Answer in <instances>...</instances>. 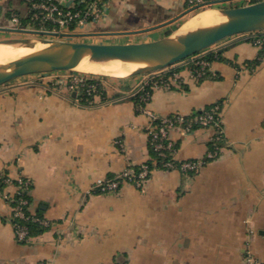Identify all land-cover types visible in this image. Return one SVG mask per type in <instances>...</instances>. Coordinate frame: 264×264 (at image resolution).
I'll return each instance as SVG.
<instances>
[{
  "label": "crops",
  "instance_id": "1",
  "mask_svg": "<svg viewBox=\"0 0 264 264\" xmlns=\"http://www.w3.org/2000/svg\"><path fill=\"white\" fill-rule=\"evenodd\" d=\"M31 1L0 0V36L16 30L11 14L22 28L27 24ZM56 1L73 6L81 0ZM185 4L105 0L100 18L78 27L82 37L63 40L158 39L176 31ZM250 37L236 34L203 52L220 54L209 61L215 77L195 78L186 62L107 76L106 98L87 103L72 90L54 88L53 76L28 74L0 85V173L22 178L29 210L49 221L27 241L17 240L3 197L17 186L0 188V264H243L245 249L264 262V49ZM159 71L176 72L181 83L146 85L149 99L138 105L135 94ZM216 102L224 137L216 158L199 171L156 169L140 187L95 192L102 178L149 158L145 111L190 114ZM212 135L207 127L172 130L175 159L203 158Z\"/></svg>",
  "mask_w": 264,
  "mask_h": 264
},
{
  "label": "built area",
  "instance_id": "2",
  "mask_svg": "<svg viewBox=\"0 0 264 264\" xmlns=\"http://www.w3.org/2000/svg\"><path fill=\"white\" fill-rule=\"evenodd\" d=\"M105 0H81L74 6H67L59 3L56 0H32L29 4V19L39 21L42 28L47 29V23L51 26H67L74 22H81L90 19H98L102 13L103 4ZM235 5L237 0H230ZM239 3L249 4L259 0H238ZM84 3L81 6L79 3ZM208 0H186L187 6H196L207 3ZM14 25L20 23V19L16 14H11L10 17ZM247 33L251 34V42L254 45H258L264 49V30L251 31ZM193 64L197 67L190 68L192 76L199 78L207 70H209L210 62L205 58H196L192 60ZM210 71V70H209ZM45 76H53L54 80L51 82L52 85L59 86L58 88L65 87L69 90L74 91L76 94H94L100 93L98 82H88L92 74H86L76 71H53L46 73H35ZM180 78L176 72H171L168 75L158 74L156 78L147 79L144 84L140 86V90L143 92L140 94L142 101H147L150 96V91L145 89L146 85L151 87L162 86L169 88L172 85H179ZM96 95V94H95ZM81 98V97H80ZM198 114H184L180 112H172L166 115H155L152 112L145 111L148 115L149 122L145 127L147 135V141L152 145L153 150L158 156H165L167 153L175 159V153L177 148L175 142L170 137L172 130H179L184 133L192 132L196 127H211L214 133L211 139L218 140L224 135V130L221 121V104L215 103L202 112L200 110ZM191 114V113H190ZM116 143L123 148V143L120 139L116 140ZM220 150L214 148L208 150L205 156L199 158H190L183 160H176L177 163L172 160L165 161L163 166L166 169H178L182 172H197L206 162L216 158ZM127 164L119 172L112 176H107L99 180L94 186L95 192L101 194L116 193L121 186L124 184H133L140 187L146 179H148L153 170L156 168H150L149 164L145 161L136 164ZM17 190L13 193H4V200L8 203L9 201H15L13 205H9L10 217L14 226L15 237L19 241H27L30 239V231L24 220L30 218L32 221L37 222L42 226H47L49 221L42 216H37L34 213L26 214L23 207L27 204V200L23 197H17L14 199L15 193L26 189L22 178L16 179ZM0 183L6 185L14 184V180L8 176L0 173ZM9 204V203H8ZM22 221V222H21ZM38 264H47L40 262ZM243 264H264L263 261L257 259L249 249H245L243 256Z\"/></svg>",
  "mask_w": 264,
  "mask_h": 264
},
{
  "label": "water",
  "instance_id": "3",
  "mask_svg": "<svg viewBox=\"0 0 264 264\" xmlns=\"http://www.w3.org/2000/svg\"><path fill=\"white\" fill-rule=\"evenodd\" d=\"M223 18L187 33L176 31L150 41L96 43L55 38H5L32 50L0 62V85L17 77L53 71H76L84 61H120L135 65L129 75L151 73L171 66L230 36L264 30V0L218 8ZM102 75V74H94ZM106 76V75H104Z\"/></svg>",
  "mask_w": 264,
  "mask_h": 264
},
{
  "label": "bare ground",
  "instance_id": "4",
  "mask_svg": "<svg viewBox=\"0 0 264 264\" xmlns=\"http://www.w3.org/2000/svg\"><path fill=\"white\" fill-rule=\"evenodd\" d=\"M222 14L214 8H207L189 17L186 22L179 27L178 34L187 33L197 27L204 26L222 19ZM32 48L17 42H0V62L10 60L18 55L31 51ZM135 68V65L124 64L120 61L94 62L84 61L76 69L92 74H102L106 76L123 77L128 76Z\"/></svg>",
  "mask_w": 264,
  "mask_h": 264
},
{
  "label": "rangeland",
  "instance_id": "5",
  "mask_svg": "<svg viewBox=\"0 0 264 264\" xmlns=\"http://www.w3.org/2000/svg\"><path fill=\"white\" fill-rule=\"evenodd\" d=\"M79 4H83V6H84V3L83 2L82 3H79ZM224 5H227V4H224ZM235 5H242V3H239V1L237 0L236 3H235ZM235 5H232V6H235ZM80 7H81V5H80ZM185 7H186V12L184 13V16L180 20H178L177 26H176V30L178 29V27L180 26V24L186 18H189L192 15H195L196 13H199V12H201V11L207 9V8H214V9H217V10H218V8H220V7H215V5L212 2H207L205 4L196 5V6H194V5L187 6V4H185ZM29 16H30V14H29ZM29 16H28V18H29ZM100 16H101V14L97 18H100ZM93 20H96V18L95 19L86 20V21H81V22H74L73 24H69L67 26H62V27H59V26H51V24L47 23V25H48L47 26V29H44L39 24V21H35L34 19H31V20L29 19V22H27V24L23 28L20 26L21 25V22L18 23V24H16L15 27H14L16 30L10 32L9 34L0 36V40L1 39H5V38H30L31 40H36L38 37L55 38V39H76L78 37H82V36H79L76 33L77 30H78V27L84 26L88 21H93ZM19 28H21V29L20 30H17ZM241 34H248V36L250 37L252 33H241ZM232 38H234V35H233V37L230 36L228 38L223 39L221 42L222 43L228 42V40H231ZM207 49H204V50H202V51H200V52H198V53H196V54H194V55H192L190 57H187V58L183 59L182 61H179V63L180 62H181V64H182V62L193 63L192 60H194V59H196L198 57L201 58L203 52H206L205 50H207ZM190 68L193 69L194 67L193 66L191 67V65H189V69ZM160 70H164V69H160ZM154 72H156V71H154ZM159 72H161V73H157V74H163L162 71H159ZM123 77H125V76H123ZM105 78H107V77H105ZM108 78H119V77L110 76ZM174 85L176 86V84H174ZM52 86L54 88H58L59 87L57 85H55V86L52 85ZM201 109H203V108H201ZM201 109H199V110H201ZM221 109H222V106H221ZM221 121H222V116H221ZM207 128H210L212 130V132L214 133V130L211 127H207Z\"/></svg>",
  "mask_w": 264,
  "mask_h": 264
},
{
  "label": "trees",
  "instance_id": "6",
  "mask_svg": "<svg viewBox=\"0 0 264 264\" xmlns=\"http://www.w3.org/2000/svg\"><path fill=\"white\" fill-rule=\"evenodd\" d=\"M81 6H83V4H81ZM25 22H29V18H27L25 20ZM251 40V38H250ZM202 58H205L206 60L208 61H212L214 59H220V54H217L214 56V53L213 52H210V53H207L206 55H202ZM258 60H254L253 63H257ZM189 65H191V67H197L195 64L193 63H188ZM216 75H212V72L207 70L201 77H199V79H203V78H206V77H215ZM105 77L107 76H104V75H94L92 74L91 75V78L88 79V82H98V86H99V90H100V93H94V94H86L85 92L83 94H78L79 97H81V101L82 102H92L94 99H96V97L100 98V99H105L106 98V86H105V83H104V79ZM145 89L150 91L149 89V86L146 87L145 86ZM143 93L141 90L139 92H137L135 94V99L136 101L138 102V105L139 104H143L145 101H142L140 99V94ZM96 94V95H95ZM217 103H220L221 102H217ZM213 105V104H212ZM222 106V105H221ZM210 106H207V107H204L202 109V112L206 109H209ZM199 112H201L200 110H196L194 112H192L191 114H189L190 116L193 115V114H198ZM197 128V127H196ZM224 135L219 138L218 140L216 139H210L209 142L207 143V150H213L214 148H219L221 145H222V139H223ZM148 142V141H147ZM176 146V144H175ZM148 152H149V158L147 160H145V162H147L150 166V168H156V169H166L164 166H163V163L165 161H168V160H172L173 162L177 163L176 160H174L172 158L171 155H169V153H167L165 156H158L156 154V152L153 150L152 148V145L148 143ZM135 166L137 167V165L135 164ZM189 173H194V172H189ZM17 184V181L14 180V185ZM6 186V184L4 183H0V188H4ZM17 186V185H16ZM18 188V186L16 187ZM17 197H23L27 200V204L23 207L24 211L26 214H30L31 211L29 210V195L27 193V189L23 190V191H19L17 193H15L14 195V199L16 200ZM15 201H9V205H13ZM34 213V212H32ZM36 214L37 216H40L39 213H34ZM22 222V221H21ZM24 222L27 224L28 228H29V231H30V235H33L41 230L44 229V226L38 224L37 222H34L32 221L30 218L24 220Z\"/></svg>",
  "mask_w": 264,
  "mask_h": 264
}]
</instances>
